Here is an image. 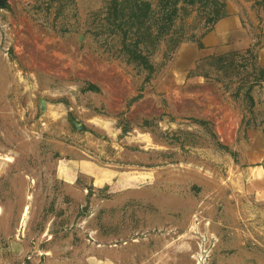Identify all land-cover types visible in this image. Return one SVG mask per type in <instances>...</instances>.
I'll use <instances>...</instances> for the list:
<instances>
[{
    "label": "rangeland",
    "instance_id": "374dc122",
    "mask_svg": "<svg viewBox=\"0 0 264 264\" xmlns=\"http://www.w3.org/2000/svg\"><path fill=\"white\" fill-rule=\"evenodd\" d=\"M263 50L264 0H0V264H264Z\"/></svg>",
    "mask_w": 264,
    "mask_h": 264
},
{
    "label": "crops",
    "instance_id": "0c3cea01",
    "mask_svg": "<svg viewBox=\"0 0 264 264\" xmlns=\"http://www.w3.org/2000/svg\"><path fill=\"white\" fill-rule=\"evenodd\" d=\"M203 46L206 48L205 56L214 53H223L225 50H238L249 47L247 37L239 28H231L227 31H210L207 32L202 40ZM258 65L264 70V50L260 54ZM264 87V79L260 81ZM242 118L239 127L246 128L244 145L249 148L244 149L238 157V174L251 185L252 189L258 190V194L264 195V126L256 123L249 124V120ZM261 122V121H260ZM259 122V123H260ZM251 187V186H250Z\"/></svg>",
    "mask_w": 264,
    "mask_h": 264
}]
</instances>
